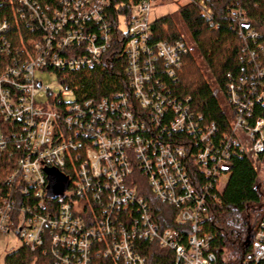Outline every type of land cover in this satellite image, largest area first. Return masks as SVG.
Instances as JSON below:
<instances>
[{
    "label": "built area",
    "instance_id": "obj_1",
    "mask_svg": "<svg viewBox=\"0 0 264 264\" xmlns=\"http://www.w3.org/2000/svg\"><path fill=\"white\" fill-rule=\"evenodd\" d=\"M0 2L15 6L22 20L26 11L29 19L44 31L41 42L31 43L35 57H29L30 61L24 66L6 68L0 75V156L5 154L16 160L14 171L8 177L10 196L3 198L0 191V251L7 250L8 239L18 240V249H40L48 234L55 254L59 249L72 252V264H95L93 257L115 259L122 264H146V258L134 250L139 241L156 243L161 250L172 252L176 264H215L209 253L213 237L203 232L208 207L200 190L209 193L210 184L213 185L216 196L212 199L219 204L218 197L230 178V153L234 150L250 163L254 174H258L259 159L264 155V120H256L251 126L252 100L245 94L240 97L241 89H238L239 94L234 87H229L226 93L221 91L180 21L176 25L178 38L173 43L153 42L150 15L157 8H170L165 0H117L123 3L120 5L111 0H58L59 10L45 6L50 16L42 13L36 0ZM186 3L204 9L200 0H185ZM109 9L115 14L116 33L124 38L133 98L146 118L143 125L134 119L129 97L121 96L116 103L102 100L96 108L87 103L78 106L74 92L66 90L53 75V71L62 68L80 71L99 63L111 45ZM202 16L209 21L207 11L203 10ZM229 17L240 25L247 22L241 11L232 12ZM122 20H125V32L121 30ZM88 22L98 26L102 46H96L95 35L84 37L81 26ZM9 30L7 23L0 24L3 44ZM248 35L256 38L252 32ZM78 46H84L87 56L74 55ZM57 52L64 53L67 59L59 57ZM256 54L263 61L256 76L259 85L247 88L242 82L241 88H247L249 95L256 97L255 101L264 108V42L257 46ZM256 54L251 55L252 60ZM184 57L195 63L216 96L219 111L224 114L225 127L220 134L225 143L222 150L216 146L215 126L207 125L202 132L198 123L201 116L195 115L196 121L189 116L192 113L189 100L184 104L171 102L167 98L168 87L157 78L155 70L161 66L174 83L182 70ZM155 89H163V92ZM169 112L173 114V121L162 124ZM16 124L22 127L23 135H17L16 130L9 133L8 126ZM146 128L152 133L157 153L151 152V143L138 135L139 129ZM181 135L197 137L204 145L192 158L193 167L204 180L201 189L186 174V151L172 149V141ZM11 142L15 152L9 149ZM136 164L145 169L143 177L150 194L160 204L176 210L180 227L190 228L187 238L182 232L159 230L153 223L145 197L139 194L136 184L132 183L134 187L130 188L126 182L134 178ZM48 182L55 185L46 189ZM98 184L104 190L91 189ZM13 185L23 196L31 190L42 213H35L30 207L13 211L16 208L11 199ZM68 188L79 201L72 206L62 205L56 217L43 214L48 210L45 199L63 198ZM88 194L102 214L98 217L89 209L93 226L87 225L83 207ZM103 196L108 199L109 211L101 206ZM130 203L140 206L143 214L140 221L132 220L124 226L113 211L127 212ZM96 246L101 251L94 254ZM251 247L254 264H264V223L252 238ZM63 264L69 263L63 259Z\"/></svg>",
    "mask_w": 264,
    "mask_h": 264
},
{
    "label": "trees",
    "instance_id": "obj_2",
    "mask_svg": "<svg viewBox=\"0 0 264 264\" xmlns=\"http://www.w3.org/2000/svg\"><path fill=\"white\" fill-rule=\"evenodd\" d=\"M114 3L117 0H111ZM121 1V0H120ZM123 2V1H122ZM204 9L195 6L192 3H186L179 7L177 14L179 21L184 26L187 34L197 46L203 61L207 64L216 80L218 87L226 93L229 87H234L237 94L238 89L245 94L247 99L253 102V111L251 116V126L257 120H264V108L255 100L256 97L249 95L248 86L257 87L259 85L256 79L257 73L263 67V61L258 57L257 46L264 42V0H200ZM42 13L47 14L45 6L48 5L52 10H59L58 0H36ZM116 5L123 4L116 2ZM15 6L0 2V24L7 23L10 30L3 44L0 41V75L6 68L13 66H24L32 59L35 54L32 52L31 43L41 42L44 31L41 26L33 23L29 19V14L25 11V19L15 12ZM112 9V8H111ZM109 9L112 17L109 20V32L111 45L108 52L101 57L99 63L92 68L83 67L80 71H68L65 68L53 71V75L58 82L66 89L74 92L78 106L89 104L96 108L98 103L105 100L109 103L119 102V97L127 96L132 104V114L134 119L141 123H146V118L142 115L136 101L133 98L130 80L128 77V62L124 54V38L120 33L115 31V14ZM205 10L209 14V21L202 16ZM241 11L246 18V24L240 25L230 19L232 12ZM178 21V22H179ZM175 18L164 17L152 22L151 30L154 43L171 44L178 38L176 32L177 23ZM77 31V28H75ZM82 33L85 36L95 35L96 46H102L103 41L98 34V26L88 22L81 26ZM252 32L256 38L252 39L248 33ZM87 54L84 46L75 48L74 55ZM256 54L254 60L251 55ZM57 55L63 59L67 56L62 52ZM182 70L178 73V79L172 83L164 74V68L156 67L155 73L157 78L162 80L168 87L167 98L173 103L184 104L189 100L191 114L195 120V115L201 116L198 121L202 132L203 127L213 124L216 128V146L222 150L225 143L220 139V134L225 127L224 114L219 111L218 101L214 93H211L209 86L204 82L199 69L191 58L184 57L182 60ZM51 71V70H50ZM244 82L246 87L241 88ZM156 92H163V89H155ZM87 112V111H86ZM95 121V120H92ZM173 121V114L169 112L162 121V124L168 125ZM196 121V120H195ZM103 127V125H101ZM9 133L12 130L17 131V135H23L22 127L19 124L8 126ZM147 129V128H146ZM68 132V130H66ZM81 132V131H79ZM138 135L142 139H147L151 146L149 150L157 153L156 143L152 138L149 129L138 130ZM173 142V150L183 148L186 151V160L184 161L186 174L192 183L200 189L204 186V180L193 167L192 158L197 155L198 151L204 149L197 137L183 136L176 138ZM9 149L15 152V146L11 142ZM19 154V153H18ZM230 178L221 196L218 197L219 204H215L212 196H216L213 191V185L210 184L209 193L200 190V195L207 200L208 213L203 220V232L211 235L209 253L215 260V264H230L227 261V252H231L233 258L232 264H254L252 258L251 240L264 223V155L259 159L258 174H254L250 163L240 156L236 150L230 153ZM16 160L9 155L0 156V191L2 197H9L8 191L11 185L8 183V177L13 173ZM145 169L140 164L134 166V178H128L126 181L130 188L136 184L139 194L145 197L148 207L149 216L159 230H175L176 232L185 233V238L190 233L189 227H180L177 220V212L174 208L160 204L150 194L144 178ZM207 183V181H205ZM53 184V183H52ZM49 182L46 189L52 187ZM55 185V184H53ZM100 184L94 185L91 189H97ZM61 188V185L59 184ZM13 188L11 196L16 208L28 207L34 208L35 213H42L38 208L39 202L34 198L33 192L28 190L27 196L20 194V189ZM104 190L99 187L96 192ZM99 196V195H98ZM48 204V210L43 214H50L51 217L58 216L62 205H71L79 201L70 193V188L63 198L45 199ZM101 206L109 211L110 204L107 197H102ZM91 203V197L88 194L83 203L84 210L87 214V225L93 226L94 222L90 210L92 209L98 217H101V209ZM122 225H126L132 220L140 221L143 210L135 203L128 205V210H114ZM28 217L29 214H26ZM44 244L40 249L31 250L21 247L18 251L12 253L11 249L4 250V264H63V259L71 263V251L60 250L58 254L53 252V244L48 236H44ZM8 247V246H7ZM134 250L142 257L146 258V264H176L172 252L161 250L156 243L151 244L148 241H139L135 243ZM101 248L96 246L94 254L100 252ZM95 264H122L115 259H103L99 257L92 258Z\"/></svg>",
    "mask_w": 264,
    "mask_h": 264
},
{
    "label": "rangeland",
    "instance_id": "obj_3",
    "mask_svg": "<svg viewBox=\"0 0 264 264\" xmlns=\"http://www.w3.org/2000/svg\"><path fill=\"white\" fill-rule=\"evenodd\" d=\"M165 3L171 5L170 8H157L155 10H153L151 12L150 15V21L151 22H155L157 20H160L164 17H171V18H177L178 14H177V7H181L185 4V0H165ZM121 30L123 32L126 31V25H125V20L121 21ZM190 40V38H188ZM225 186L222 188V190H224ZM1 242V241H0ZM8 243V247L7 249H11L13 248L14 250H12V253L18 251L19 247H20V242L18 240H13V239H8V241H6ZM3 244V243H2ZM5 244V242H4ZM4 256V252L0 251V257ZM231 252H227V261L232 264L233 263V258L231 257ZM4 264V262H3Z\"/></svg>",
    "mask_w": 264,
    "mask_h": 264
},
{
    "label": "crops",
    "instance_id": "obj_4",
    "mask_svg": "<svg viewBox=\"0 0 264 264\" xmlns=\"http://www.w3.org/2000/svg\"><path fill=\"white\" fill-rule=\"evenodd\" d=\"M175 19H177V18H175ZM176 21H177V20H176ZM178 21H179V20H178ZM178 21H177V22H178Z\"/></svg>",
    "mask_w": 264,
    "mask_h": 264
}]
</instances>
